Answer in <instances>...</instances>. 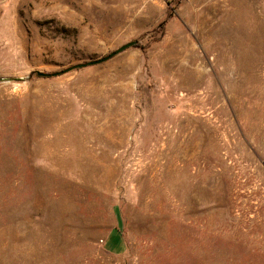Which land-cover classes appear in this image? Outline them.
Listing matches in <instances>:
<instances>
[{"label":"rangeland","instance_id":"1","mask_svg":"<svg viewBox=\"0 0 264 264\" xmlns=\"http://www.w3.org/2000/svg\"><path fill=\"white\" fill-rule=\"evenodd\" d=\"M0 264H264V0H0Z\"/></svg>","mask_w":264,"mask_h":264},{"label":"water","instance_id":"2","mask_svg":"<svg viewBox=\"0 0 264 264\" xmlns=\"http://www.w3.org/2000/svg\"><path fill=\"white\" fill-rule=\"evenodd\" d=\"M136 43L133 41V42H130V43H127L121 47H119L117 50H115L114 52L110 53L109 55L97 60V61H92V62H88V63H82V64H76V65H73L71 67H68L60 72H56V73H42V72H36V75L38 77H41V78H52V77H57V76H60V75H63V74H66V73H69L73 70H77V69H82V68H86L88 66H93V65H97V64H101V63H104L106 61H108L109 59L113 58L114 56L122 53L123 51H125L126 49L128 48H131L135 45Z\"/></svg>","mask_w":264,"mask_h":264},{"label":"crops","instance_id":"3","mask_svg":"<svg viewBox=\"0 0 264 264\" xmlns=\"http://www.w3.org/2000/svg\"><path fill=\"white\" fill-rule=\"evenodd\" d=\"M112 244H113V242L111 243V248L113 247Z\"/></svg>","mask_w":264,"mask_h":264}]
</instances>
